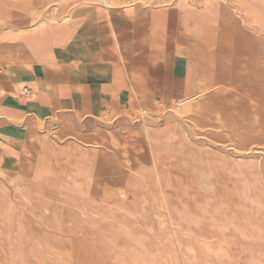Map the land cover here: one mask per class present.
<instances>
[{
    "label": "rangeland",
    "instance_id": "1",
    "mask_svg": "<svg viewBox=\"0 0 264 264\" xmlns=\"http://www.w3.org/2000/svg\"><path fill=\"white\" fill-rule=\"evenodd\" d=\"M20 1L0 0V30L50 18L44 10L55 2L60 21L85 18L76 37L93 42L108 16L86 14L98 0H26L43 9L34 17ZM154 4L167 15L172 43L166 95L153 99L165 102L160 111L110 108L105 119L78 121L55 109L54 131L37 123L28 143L18 134L4 138L12 146L0 138V264H264V0ZM212 6L214 13H200ZM50 28L28 33L44 46ZM179 42L207 49L219 64L233 55L229 80L205 72L200 83L202 66ZM180 99L193 110L180 114ZM47 132L57 141L46 178L38 164ZM32 167L36 205L17 179ZM80 175L82 183L74 180ZM63 194L78 196L70 204Z\"/></svg>",
    "mask_w": 264,
    "mask_h": 264
},
{
    "label": "crops",
    "instance_id": "2",
    "mask_svg": "<svg viewBox=\"0 0 264 264\" xmlns=\"http://www.w3.org/2000/svg\"><path fill=\"white\" fill-rule=\"evenodd\" d=\"M155 1L150 5L135 4L130 9L99 1L96 5L86 6V14L92 10L108 14L97 26L93 42L85 36L77 40L76 34L85 18H77L71 13L62 15L67 17L66 20L57 18L58 22L51 24L50 31L44 33L48 37L44 39V46H41L42 41L39 45L40 35L31 36L26 31L33 26L30 23L1 29L0 89L3 92L0 94V117L6 118L7 122L0 124V138L4 140L7 136L18 134L24 143H28V132H38L37 123L43 127L49 123L56 124L59 117L53 114L55 109L67 112L64 115L67 120L73 115L78 121L85 117L105 119L110 108L128 107L137 113L160 109L165 102H153V99L166 95L172 43L167 37V15L162 9L155 8ZM159 1H162V6H172L171 0ZM35 2L37 6V0ZM21 6L32 17L43 11L39 7H30V4L29 8ZM54 6H57L55 11ZM139 6L142 10L140 14L135 13ZM44 11L50 17H57L59 4L54 2ZM214 11L212 6L200 13ZM193 12L198 13L196 10ZM190 26L193 28L188 25L186 29L191 30ZM183 44L178 43V50L202 66L197 79L200 83L205 72L221 74L229 80L233 71L230 65L233 55L226 52L222 64H219L207 49L204 53L203 48ZM141 49L143 52L139 55ZM194 51H199L202 58ZM26 89L29 93H22ZM144 100L149 104L142 107ZM14 125L25 130L19 131ZM8 127H13L12 134L8 132L12 130ZM50 128L54 131L56 127L50 125Z\"/></svg>",
    "mask_w": 264,
    "mask_h": 264
},
{
    "label": "bare ground",
    "instance_id": "3",
    "mask_svg": "<svg viewBox=\"0 0 264 264\" xmlns=\"http://www.w3.org/2000/svg\"><path fill=\"white\" fill-rule=\"evenodd\" d=\"M99 2H104L106 5H111V6H125V8L127 9H130L132 5H135V4H139V5H150L154 0H98ZM165 2L167 1H170V0H164ZM20 4H23L24 7L26 8H29L28 6V3L27 1H22ZM57 6H54L53 9L54 11L56 10ZM53 11V12H54ZM56 22H58V19L56 16H53V17H50V18H44L42 20H39L38 23H36L35 25H33L32 27L30 28H27L26 31L32 29V30H35V29H43L45 26L47 25H51V24H55ZM16 33V32H15ZM13 36V35H12ZM15 36V35H14ZM10 40V39H9ZM12 43V42H11ZM1 53H0V59H1ZM6 65V64H5ZM9 68V67H8ZM23 92L22 93H26L28 94L29 93V90L26 89V90H22ZM3 92V89H0V94H2ZM175 105L176 108L179 110V113L182 114L183 112L185 111H192L193 110V107H191V105H189L188 103L184 102V101H181V100H175ZM173 102V103H174ZM195 108H198L200 107V103H194L193 105ZM175 108V109H176ZM141 110V109H140ZM144 110V109H143ZM177 110V111H178ZM158 111H160V109H158ZM162 113V112H161ZM218 113V112H217ZM222 113V112H221ZM159 114V113H158ZM220 114V113H219ZM184 115V114H183ZM182 115V116H183ZM220 119V118H219ZM218 119V120H219ZM17 120V119H16ZM12 121H14V119H12ZM41 122H44L43 119H41ZM224 124V123H223ZM56 139L55 138H51L49 133H44L43 134V137H42V140H41V144L44 145L45 148H43L42 151H40V162L38 164L41 172H42V176H45L46 178L47 177H51V171H50V168H49V163L48 160H49V149L50 147L49 146H52L54 145V143H56ZM59 141V140H58ZM11 142H8L7 144L10 145ZM12 146V144L10 145ZM56 146V145H55ZM54 146V147H55ZM55 150V149H53ZM111 153V152H110ZM60 154V153H59ZM52 155V154H51ZM113 155V154H112ZM57 157V156H56ZM38 163V162H37ZM120 167V166H119ZM36 168V167H35ZM34 168V169H35ZM32 171H33V167H32V170L30 172H27V171H21L19 172L18 176H17V179L21 180V182H19V187H23L25 192L23 193V197L25 198V200L31 204H37L38 203V193L39 191H36V192H32L30 187L32 186V181H34V179H31V177H33L34 175L32 174ZM35 173V172H34ZM36 175V174H35ZM37 178V177H36ZM38 179V178H37ZM50 179V178H49ZM36 180V179H35ZM74 180H76L77 182L79 183H82V181L84 180L82 178V175H80V177H74ZM45 182V181H44ZM43 182V183H44ZM65 182V181H64ZM66 183V182H65ZM69 183H74L73 181H69ZM96 183V182H94ZM41 184V182H40ZM63 184V183H62ZM55 185V184H54ZM55 188V187H54ZM70 188V186H69ZM72 188V187H71ZM109 188V187H108ZM114 188V187H113ZM58 189V188H57ZM56 190V189H55ZM62 190V189H61ZM67 190V188L65 189ZM58 191V190H57ZM128 191V190H127ZM42 193V192H41ZM81 193V192H80ZM117 194V193H116ZM86 195V194H85ZM77 194L75 195H71V194H63V198L64 199H68L69 201L67 202H70V204H72L74 202L75 199H77ZM111 196V194H110ZM89 198V197H88ZM107 198V197H106ZM121 198V197H119ZM93 199V198H92ZM89 200V199H88ZM110 200V199H109ZM104 202V201H103ZM106 202V201H105ZM52 204L54 205H57V203L53 202ZM50 203H47V202H44V208L45 209H50L51 205ZM73 206V205H72ZM126 218V217H125ZM69 224V223H68ZM14 257V256H12Z\"/></svg>",
    "mask_w": 264,
    "mask_h": 264
}]
</instances>
